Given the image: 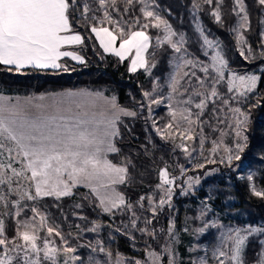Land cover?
I'll return each mask as SVG.
<instances>
[{"label":"snow or ice","instance_id":"snow-or-ice-1","mask_svg":"<svg viewBox=\"0 0 264 264\" xmlns=\"http://www.w3.org/2000/svg\"><path fill=\"white\" fill-rule=\"evenodd\" d=\"M223 2L216 0L211 12L215 22L221 25ZM257 2L264 7V0ZM203 3L212 6L213 0H203ZM136 4L140 5L141 15H129ZM158 7L155 0H0V65L8 66L9 71L13 68L16 71L26 68L68 71V67L61 63L63 58L84 63L81 55L66 50V46L84 43V37L74 31V25L90 29L106 53L114 54L121 61L131 57L129 71L133 73L144 69L151 74L156 67V50L167 46L172 52L167 95L163 99L154 98L164 88L158 79L151 92H143L149 112L151 105H160L164 99L169 102L170 121L163 129L156 128L157 133L189 156L196 151L195 147L190 150L189 141L195 143L198 139L202 155L208 140L212 145L209 162L216 163L223 137L228 134L225 129H228L235 143L232 147L223 148L224 155L219 156V163L231 166L234 160L241 161V154L247 147L249 121V115L241 108L233 107L232 102L253 92L260 77L232 71L223 54L221 41L209 39L199 23L196 31L201 41L202 56L206 59L190 52L189 38L174 30L157 10ZM192 7L194 11L201 10L198 2H194ZM232 11L237 23L229 31L234 34L240 55L245 60L255 59V56L245 55V51H253L244 35L251 23L245 0H233ZM150 29H156L158 34L153 36ZM261 37L264 38V31ZM260 58L264 59V50L260 52ZM226 73H230L227 79ZM225 82L226 92H221L219 86ZM233 92L235 95H229ZM76 95L69 93V97ZM85 95L104 99L108 108L98 112L94 106L90 108L71 99L43 104L33 103V98H27L13 103L10 97L0 96V208L5 210L0 213V264H60L61 256L62 264H85L76 254L77 248L68 246L64 235L47 225L46 214L28 203L45 197L56 200L71 197L74 189L80 186L89 189L104 213L113 214L115 210L129 212L135 227L139 219L136 206L117 190V186L129 180L130 161L117 164L109 159V154L120 151L115 144V138L119 136L120 116L135 117L137 113L119 107L115 97L107 100L99 93ZM39 99L42 101L44 97ZM206 112L209 114L207 119L204 118ZM206 126L212 132H219L220 139L205 136ZM197 167L204 168L205 165ZM180 171L183 176L188 169L180 166ZM159 178L157 188L162 195L158 201L147 197V210L151 212L152 219L158 214L157 209L162 210L166 204L171 207L176 187H180L182 195H188L193 186L200 183L199 177H188L186 187L177 185V177L170 175L167 166L159 171ZM248 178L251 179V175ZM253 192L264 198V190L253 187ZM144 200L145 197L141 196L137 202L141 209L144 208ZM76 207L82 205L77 204ZM26 211L32 213L31 219L21 218ZM206 211L207 206L201 209V216ZM8 215L16 218L15 236L11 238L6 234L3 218ZM144 223L151 224L152 220L145 219ZM100 227L94 223L87 230L96 232ZM174 227L173 224L168 229L170 235ZM41 231L48 235L41 237ZM139 231L155 236V232H150L147 227ZM53 234L63 242L61 246H55V241L50 239ZM255 234H264V226L227 228L221 234L219 247L213 252L218 264H245V248L249 237ZM99 251L103 253L106 250L101 245ZM164 252L171 254V247L166 245ZM147 257L152 264H161L162 257L155 251H148ZM174 260L173 256L169 264H174ZM87 264H100V261L89 256ZM116 264H123V261L117 260ZM135 264L142 262L136 261ZM199 264H207V260L201 258ZM260 264H264V258Z\"/></svg>","mask_w":264,"mask_h":264},{"label":"trees","instance_id":"trees-1","mask_svg":"<svg viewBox=\"0 0 264 264\" xmlns=\"http://www.w3.org/2000/svg\"><path fill=\"white\" fill-rule=\"evenodd\" d=\"M194 2L200 4L201 10L194 11L192 7ZM155 3L175 30L184 33L189 38L190 52L200 58H205L202 56L201 41L196 31V25L199 23L203 25L211 38L221 41L223 54L228 59L230 68L242 73L253 72L259 75L260 79L256 89L246 97H241L239 101H233L232 106L241 108L249 115L246 132L248 142L241 160L245 163V168L256 170L255 184L260 190H264V59L260 58V52L264 50V40L261 37L264 7L260 6L257 0H245L251 23L250 28L246 29L244 34L253 50L252 53L245 51V55L256 57L245 60L240 55L234 34L229 31L237 18L232 11L233 0H224L221 5L222 25L217 24L211 15L216 0H213L212 6L203 3V0H155ZM120 6L122 8V5ZM139 7L140 5L136 4L134 11L129 15H141ZM73 28L84 37V43L79 49L85 58L84 63L71 64L68 71L31 68L21 71L13 68L9 71L8 66L0 65V94L30 96L66 89L105 90L107 94L115 96L119 106L137 113L135 117L124 116L118 121L119 136L115 138V144L120 151L109 155V158L117 164L130 161L129 180L117 188L124 193L126 200L136 206L135 210L141 221L136 223L135 227L131 223L129 212L115 210L113 214L104 213L98 207V201L90 191L83 187L74 189V195L71 197H64L60 200L45 197L37 204L40 209L49 213L51 220L61 223L63 230L72 241L84 242L80 253L85 260L88 261L87 258L92 249L99 252V247L102 245L106 250L103 253L119 255L124 259L125 264H135L136 259L146 262L147 249L152 245L155 249L159 246L160 229L167 226L173 215V209L166 204L162 210L157 209L158 214L155 219H152V215L143 213L144 208H139L137 202L141 196H144V206L148 203L147 197L157 188L160 167L172 162L180 164L185 161L182 154L170 143L164 141L156 131V128L163 127L170 121L166 108L159 107L151 116L148 101L143 96V92L152 91L157 79L164 88L162 92L155 94L154 98H162L166 93V74L170 70L169 60L172 52L167 46L157 49L156 67L151 70V74L145 70L133 73L129 71L130 64L127 59L121 61L118 57L105 53L90 29L76 25ZM150 34L155 36L158 32L156 29H150ZM69 62V59L61 61L65 65ZM219 88L221 92H226V82ZM229 95H235V92ZM204 118H209L208 112L205 113ZM204 133L211 139L216 138L219 132H212L206 126ZM223 171L227 173V177L205 180L203 185L196 189L198 194L203 196L207 192L212 193L216 204L223 209L242 213L245 216L244 219L251 225L264 224V198L256 196L250 188L249 181L239 179L234 169L223 168ZM226 178L229 180L227 181ZM228 197L235 200L229 206L226 205ZM183 199L192 200L193 206L196 205L191 197L180 196L179 192L174 194L172 201L175 200L178 205H181ZM77 201L82 207H76ZM28 203L29 205L35 204V202ZM184 210L188 215L187 218L196 222V209L187 207ZM29 214L30 211H26L25 215ZM3 218L6 234L10 238L14 237L16 229L14 216L8 215ZM145 218L151 219L152 223L145 225ZM94 223L101 225L98 230L99 240L96 238L97 231L87 230L93 227ZM144 227H147L150 232L154 231L156 239L152 235L139 231ZM218 231V228L208 229L200 236L199 241L207 242L212 246ZM262 249L263 244L258 236L250 238L245 248V264H257L260 261Z\"/></svg>","mask_w":264,"mask_h":264},{"label":"rangeland","instance_id":"rangeland-1","mask_svg":"<svg viewBox=\"0 0 264 264\" xmlns=\"http://www.w3.org/2000/svg\"><path fill=\"white\" fill-rule=\"evenodd\" d=\"M157 10L160 12L159 9H157ZM160 14L165 19L168 20V18L165 17V15H163L161 12H160ZM169 23L171 24L170 21H169ZM236 23H237V18L235 20L233 27L236 25ZM172 27H173V25H172ZM173 29L175 30L174 27H173ZM262 31H264V21H263ZM94 36H95V34H94ZM209 39H213V38H211L209 36ZM262 39L264 40V38H262ZM97 41H98V39H97ZM98 43H99V41H98ZM82 45L66 46V50L74 51L78 55H81L84 58L81 51L79 50L82 47ZM150 51H151V49H150ZM209 51H210L209 54L211 55V50H209ZM107 54L114 55L111 53H107ZM63 59H69L70 62H69V64H66L67 67H69L71 64H75V65L82 64L78 61L72 60L69 57H66ZM201 59H206V58H201ZM127 60L129 61V64H130L131 57H129ZM84 61H85V58H84ZM169 67H170V64H169ZM230 69L232 71L237 72L238 74H241V75L246 74V73L256 74L253 72H243L242 73V72H239L233 68H230ZM47 70H54V69H47ZM140 70H144V69H140ZM170 72H171V67H170L169 72L166 74L165 84H167V78H168V74ZM256 75H258V74H256ZM229 76H230V73H226V79ZM98 91H100L101 93H104L106 95H110L112 97H115L113 94H107V92H105V90H98ZM168 91H169V89L167 88V91L164 94V96L162 97V99L167 95ZM0 96L10 97L13 103H15L17 101L16 97L13 95H10V94H3L2 93V94H0ZM54 99L55 100H65L64 98H54ZM168 103L169 102L166 99H164V102L161 103L160 105H155V104L151 105V109H152L150 112L151 116H153L156 109H158L159 107H162V106H164L166 108V112L169 114ZM93 106H94V110L98 111V112L103 111V110L108 108V105L103 103L100 99L97 100L96 102L92 103L91 107H93ZM121 108H123V107H121ZM124 109H127V108H124ZM127 110H130V109H127ZM130 111H132V110H130ZM121 117H124V115H121L120 118ZM125 117H130V116H125ZM164 126L160 127V128L163 129ZM220 127L224 128V125H220ZM225 131L228 132V134L223 137V144L221 145V148H220V150H218L217 155H216V159H217L216 163H210L209 162V159H210L209 152H210V149L212 147L211 143H209V142H208V144H206V142H205L204 148H203V154L201 155L198 139H197V143L196 142L193 143V142L189 141L188 144H189L190 150L192 147L196 148V151L192 152L191 156H189V155L185 154L180 148H177L172 141L167 140V139H163L164 141H167L168 143H170L175 150H178L185 159L184 163L177 164L175 162H172V163L165 165L168 167L170 175L177 177L176 184L177 185H183L184 187H186L188 177H199L200 183L198 185H194L193 190H190L189 194H188V197H191L196 202L195 206H193L192 200L188 201L186 199H183L181 202V205H178L175 202V200L172 201L173 196L176 192H179L180 196H183V197L186 196V195L181 194L180 187L175 188L174 194H173L172 199H171V207L173 209V215L170 217L167 226L164 228L162 227L163 229L162 228L160 229L161 230V235H160L161 240L159 241V244H158L159 246H157V249H155L154 246L152 245L147 249V252L148 251H155L157 254H159L162 257L161 264H169V261L173 258V256L175 257L174 264H199V260L201 258H205L207 260V264H213V263L218 264V260L216 257L213 256V252L220 245L221 234L223 232H225L227 230V228H229V227H246L248 225H251L244 219L245 216L242 213H239L235 210L223 209L220 205L216 204L215 197L212 195V193L207 192L203 196H201L200 194H198V192L196 190L199 187H201L203 185V182L207 179L218 178V177L219 178L220 177H227V173L223 171V168H228V169L232 168L236 171V175L239 179H247L249 181L250 188L252 191H253V187H255L256 190H260L256 186L255 181H254V175L256 173V170L254 168H245V163L243 162V160H241V161H235L234 160L231 166L219 163V156L224 155L223 148L225 146L232 147V146H234V143H235V140H234L231 132L228 129H225ZM159 136H160V134H159ZM213 138H211V139H213ZM214 139H217V140L220 139L219 133L217 134V137ZM176 143H179V140H177ZM241 156H242V154H241ZM199 164H204L205 167L204 168H198L197 165H199ZM165 166H162L158 169V178H159V171L162 168H164ZM180 166H183V168L188 169V171L183 176H181ZM250 175L252 177L251 179L248 178ZM226 180L228 181L229 179L226 178ZM159 183H160V178L158 180V184ZM80 187H83V186H80ZM83 188H86V187H83ZM86 189L89 191L88 188H86ZM117 190L120 191L118 188H117ZM120 192L124 195V193L122 191H120ZM161 195H162L161 190L156 188L155 191H152V193L149 195V197H153L154 200L158 201V199L160 198ZM38 201L35 202L34 206H36L41 213L46 214L47 225L52 226L53 228H56L57 230H59L64 235V237L68 240V246L76 247L77 248L76 254L81 256L82 260L85 262V264H87V260H85V258H83V255L80 253V249H81V247L84 246V242L80 241L79 243H77V242L72 241L70 239V237L68 236V234L63 230L61 223H58L56 221L51 220L49 218V213L38 207V204H37ZM234 202H235L234 198L228 197L227 201H226V205L229 206V205L233 204ZM77 204H80V202L77 201ZM206 206H207V211L205 212V214L203 216H201V209L205 208ZM187 207H193L194 209H196V222H193L187 218L188 215H186V212L184 210V209H187ZM148 208H149V203H147L144 206L143 213L152 215L151 212L147 210ZM3 211H5V210L3 208H0V212L2 213ZM13 211H14V209H13ZM181 213H183V214L180 215ZM31 216H32V213L30 212L29 215L23 214L21 218L31 219ZM14 219L16 220L15 217H14ZM140 221H141V218L139 217V219L137 220V223H139ZM173 224L175 225L174 231L170 235L168 232V229ZM213 225H216V226H213ZM251 226L262 227V226H264V224L261 223V224L251 225ZM210 228H218L219 229L218 233L216 234L214 244L212 246H210L209 243H207V242H203V241L200 242L199 241L200 236ZM199 229H205V231L200 232V231H198ZM39 235L41 237H45L48 234L46 231H41L39 233ZM257 236H258V239H260V241H264V234H255L253 236H250L249 239L252 237H257ZM156 237L157 236L155 235L154 238L156 239ZM96 238H97V240H99V231H97ZM50 239H53L55 241V246H61L63 243L60 240V238L56 237L54 234ZM249 239H248V241H249ZM166 245L171 247V249H172L171 254L164 252V247ZM91 251L92 252L90 253V256L94 257L96 260H99L100 264H116L117 260H122L123 264H125L124 259L119 255L114 256L111 254L109 256L108 253H102L100 251L96 252V251H93V249ZM0 254H2V249H0ZM262 258H264V244H263V249L261 252L260 261ZM244 259H245V252H244ZM136 261H141L142 264H152V262L148 259L146 260V262H143L141 259H136L135 262ZM260 261H258L257 264H260ZM62 262H63V257L61 256L60 257V264H62ZM78 264H79V262H78Z\"/></svg>","mask_w":264,"mask_h":264},{"label":"crops","instance_id":"crops-1","mask_svg":"<svg viewBox=\"0 0 264 264\" xmlns=\"http://www.w3.org/2000/svg\"><path fill=\"white\" fill-rule=\"evenodd\" d=\"M69 93H76L78 95L73 96V97H69ZM96 93L101 94V96L107 100H111V98H112V96L101 93L98 90L86 89V88L75 89V90L66 89V90H61V91H56V92L41 93V94H35V95H30V96H23V95H13V96L16 97L17 101L23 102L27 98H33V103H43V104H52L55 101L54 98H64L66 101L71 99V100L76 101L77 103H83V104L87 105L88 107H91L92 103L96 102L100 98H97L95 95L89 96V95H85V94H96ZM40 97H44V100L41 101L39 99ZM100 100L103 103H105L104 99H100ZM116 103H117V100H116Z\"/></svg>","mask_w":264,"mask_h":264}]
</instances>
